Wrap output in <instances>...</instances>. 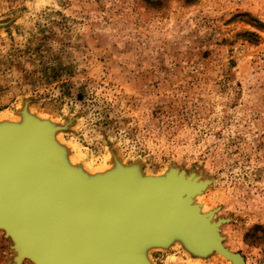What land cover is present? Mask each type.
<instances>
[{
	"label": "rangeland",
	"instance_id": "374dc122",
	"mask_svg": "<svg viewBox=\"0 0 264 264\" xmlns=\"http://www.w3.org/2000/svg\"><path fill=\"white\" fill-rule=\"evenodd\" d=\"M23 113L85 172L208 180L222 245L264 264V0H0V120ZM145 258L229 264L179 241Z\"/></svg>",
	"mask_w": 264,
	"mask_h": 264
},
{
	"label": "water",
	"instance_id": "95a60500",
	"mask_svg": "<svg viewBox=\"0 0 264 264\" xmlns=\"http://www.w3.org/2000/svg\"><path fill=\"white\" fill-rule=\"evenodd\" d=\"M22 120L23 124L18 127L0 126V135L10 134L25 140L29 133L36 131L45 153L38 155L32 150L17 168L22 145L30 142L7 145L10 147L3 167L8 175L3 176L1 188L10 198L9 206L15 207L11 208L16 209L27 227L24 234L35 249L34 255L28 256L25 251L16 252L19 242L13 243L15 264L23 259L32 264H121L125 261V264H137L127 253V242L140 243L144 236L152 239L161 232L147 230L156 208L164 206L161 201L156 202L155 188L164 184L163 187L169 184L185 187L187 179L195 174L170 169L160 178L140 177L136 166L125 169L116 166L114 172L83 181L64 170L65 156L52 139V126L45 121L37 123L26 113ZM197 178L200 177L197 175ZM208 183L202 180L197 184L205 188ZM166 210L168 216H173L180 225L183 223L182 216L172 207L167 206L165 213ZM3 236L9 240L6 233ZM234 255L244 264L238 253Z\"/></svg>",
	"mask_w": 264,
	"mask_h": 264
},
{
	"label": "bare ground",
	"instance_id": "6f19581e",
	"mask_svg": "<svg viewBox=\"0 0 264 264\" xmlns=\"http://www.w3.org/2000/svg\"><path fill=\"white\" fill-rule=\"evenodd\" d=\"M38 119H40V117L37 118V120L34 119V121L37 123H41L43 121V120L38 121ZM8 120L10 121H6V119L5 121L0 120V126L18 127L23 124V120L21 119H17V120L8 119ZM43 128L47 129L45 126H43ZM20 142L22 143L30 142V145H25V144L22 145L23 152L21 153L18 159V164L16 166L17 168H19L20 163L24 161L25 157L26 159L28 158L27 154L28 153L30 154L32 150L34 154L36 153L38 155L43 154V152L45 153L43 145L41 144L40 138L36 134V131L29 133L28 137L25 140L12 137L10 134L0 135V197L4 195L3 197L4 199L8 198V195L5 194L3 192V189L1 188V185L4 184L3 176L4 178H6V176L8 175L7 172L8 170L5 169L4 171V167H3V163L7 159L5 154L7 150H9L7 148L10 147L7 145L17 144ZM32 146H34V149L32 148ZM63 167L64 170H66L68 173L72 174L73 176H76L79 179H82L83 181H90L92 179L102 177L105 174H109L111 172H114V170H116V167H112L109 169L104 168L106 170H101V171L92 170L96 172L91 171L92 173H88V171L85 172L79 167L75 166L66 157L64 158ZM122 168L125 169L128 167L122 166ZM139 174L140 177H144L141 172ZM151 177L160 178L163 176L153 175ZM185 177L186 176L184 175V178ZM187 180L188 181H186L187 183L185 187L177 188L170 186L171 184H169L168 187H163L165 186L164 184L163 186H159L155 188L154 195L155 198L157 199L156 202L160 204L161 201L162 203H164V206H160L158 209L156 208L154 214L152 215V223L147 226V230H153L156 233L157 231H161V232H159L158 234H154L158 236L151 235L154 236L152 237V239L146 238L147 236H144V240L140 243L131 244L127 242V250H128L127 253L130 255L131 258L134 257L137 264H149L145 258V252L148 249L156 248V247L163 248L169 245L171 242L175 243L176 241H179L192 254L198 256H204L210 253L218 254V256H221L222 258L227 260L229 264H240L238 258L234 255L236 253L231 252L222 245V237L220 236V229H219L222 220L221 219L215 220L213 218V213L215 211L212 210L208 212H203L204 210L202 211L201 209L202 205L200 207V205H198L195 202V198H198L197 196L201 194L202 190H204L203 187H199L197 184L200 183L201 180H199V178L194 176H192L190 179ZM145 189L146 187L143 188L144 192ZM185 191L186 193H184ZM4 199L2 201L0 200V231L4 234L6 233V236L9 238L11 245H13V243L15 244L17 241L19 242L16 245V252L25 251L26 255L33 256L34 255L33 252L35 249L32 248L33 247L32 244L28 243L26 235L24 234L27 232V227H24L22 220L17 215V211H15L16 209H13L15 207H13L12 205L9 206L10 198H8L9 199L8 201ZM165 206L166 208L167 206L172 207L174 211L178 212L182 216L183 223L181 222V225L178 221L174 219L173 216H168L167 210L165 213V209H166L164 208ZM129 238L132 239L133 237L130 236ZM126 260H127V255H126ZM22 261H27L30 264H32L27 259H23ZM125 263L126 261L124 263L121 262V264H125Z\"/></svg>",
	"mask_w": 264,
	"mask_h": 264
}]
</instances>
